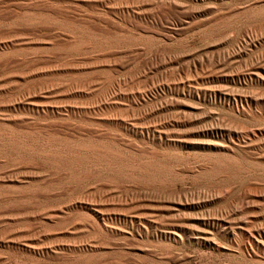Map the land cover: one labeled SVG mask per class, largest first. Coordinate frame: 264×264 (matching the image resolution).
<instances>
[{
	"label": "rangeland",
	"instance_id": "1",
	"mask_svg": "<svg viewBox=\"0 0 264 264\" xmlns=\"http://www.w3.org/2000/svg\"><path fill=\"white\" fill-rule=\"evenodd\" d=\"M263 8L0 0V264H264Z\"/></svg>",
	"mask_w": 264,
	"mask_h": 264
},
{
	"label": "bare ground",
	"instance_id": "2",
	"mask_svg": "<svg viewBox=\"0 0 264 264\" xmlns=\"http://www.w3.org/2000/svg\"><path fill=\"white\" fill-rule=\"evenodd\" d=\"M172 1H174V0H172ZM223 1V0H222ZM196 2V1H195ZM177 3H179V2H177ZM176 5V4H175ZM176 6H179V5H176ZM176 8V7H175ZM185 12V11H184ZM183 12V13H184ZM187 12V11H186ZM260 15H261V17H264V8L260 11V13H259ZM259 16V15H258ZM257 19V18H256ZM261 32V31H260ZM208 56V55H207ZM205 57V56H204ZM210 57V56H209ZM212 57V56H211ZM218 57V56H217ZM208 58V57H207ZM170 59V58H169ZM206 59V58H205ZM201 60V59H200ZM209 60V59H208ZM171 61H172V59H171ZM193 63V62H192ZM200 64V63H199ZM195 66V65H194ZM201 67V66H200ZM262 69H264V68H262ZM252 73V72H251ZM253 74V73H252ZM260 78V77H259ZM222 96V95H221ZM245 101V100H244ZM240 104V103H239ZM236 107V106H235ZM242 107V106H241ZM258 107V106H257ZM237 108V107H236ZM242 109H243V107H242ZM237 110V109H236ZM246 113V112H245ZM260 119V118H259ZM262 119V118H261ZM264 119V118H263ZM262 119V120H263ZM212 129V128H211ZM215 129V128H214ZM252 129V128H251ZM263 129V128H262ZM207 133V132H206ZM205 133V134H206ZM216 133V132H215ZM209 135V134H208ZM221 135V134H220ZM248 135V134H247ZM258 133L256 132V131H253L252 133H250L249 134V136L250 137H252V138H256V137H258ZM260 136H262V135H260ZM249 137V138H250ZM248 138V139H249ZM255 142V141H254ZM249 149V148H248ZM227 162H228V160H227ZM218 163V162H217ZM261 163V162H260ZM259 163V164H260ZM222 165V164H221ZM262 166V165H261ZM220 167V166H219ZM216 171V170H215ZM214 175V174H213ZM177 200H178V198H177ZM184 201V200H183ZM175 202V201H174ZM177 203H178V201H176ZM180 203V202H179ZM187 203V202H186ZM180 205V204H179ZM187 205V204H186ZM241 210V209H240ZM233 213H234V211H233ZM228 215V214H227ZM215 222V221H214ZM219 222V221H218ZM225 222V221H224ZM227 222V221H226ZM210 223V222H209ZM208 223V224H209ZM229 223V222H228ZM215 224V223H214ZM219 224H221V223H219ZM224 225V224H223ZM228 226V225H227ZM226 226V227H227ZM231 226V225H230ZM235 227L237 226V227H239L238 225H234ZM233 226V227H234ZM215 227V226H214ZM232 227V226H231ZM232 227V228H233ZM248 229V228H247ZM250 229H252V228H250ZM232 230V229H231ZM247 233H249V232H247ZM251 233V232H250ZM251 235V234H250ZM258 240V239H257ZM257 240L256 239H254L252 236H250L249 238H248V243H247V246L249 247V248H257L258 246H260V244L257 242ZM259 241H261V240H259ZM261 247V246H260ZM258 249V248H257Z\"/></svg>",
	"mask_w": 264,
	"mask_h": 264
}]
</instances>
